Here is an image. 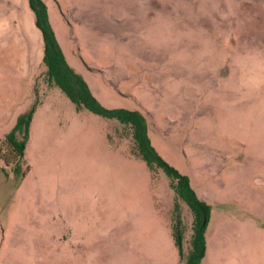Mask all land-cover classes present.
<instances>
[{
	"label": "rangeland",
	"instance_id": "1",
	"mask_svg": "<svg viewBox=\"0 0 264 264\" xmlns=\"http://www.w3.org/2000/svg\"><path fill=\"white\" fill-rule=\"evenodd\" d=\"M43 1L100 104L141 111L209 205L200 264H264V0ZM44 54L29 0H0V140L36 106L25 175L0 159V264H178L190 209L128 127L48 82Z\"/></svg>",
	"mask_w": 264,
	"mask_h": 264
},
{
	"label": "trees",
	"instance_id": "2",
	"mask_svg": "<svg viewBox=\"0 0 264 264\" xmlns=\"http://www.w3.org/2000/svg\"><path fill=\"white\" fill-rule=\"evenodd\" d=\"M35 12L36 24L41 30L45 42L44 62L47 66L48 82L59 86L76 104L78 110L89 109L108 119L117 120L131 130L136 148L151 169L162 168L168 177L169 186L174 190L176 199L183 200L191 212V233L186 249L182 247L181 222L174 213L173 231L179 249L178 264H200L206 247L204 236L210 207L199 200L189 185L186 175L165 162L152 145L149 137V125L139 110L127 108H106L100 104L90 90L83 76L66 60L57 37L50 24L48 10L43 0H29ZM36 106L18 117L14 128L0 140V159L12 168L17 176L25 175V152L29 138V127ZM177 211V204H175Z\"/></svg>",
	"mask_w": 264,
	"mask_h": 264
},
{
	"label": "crops",
	"instance_id": "3",
	"mask_svg": "<svg viewBox=\"0 0 264 264\" xmlns=\"http://www.w3.org/2000/svg\"><path fill=\"white\" fill-rule=\"evenodd\" d=\"M55 212L57 213V215H58V214L61 215V217L64 216V214H63V210L60 209V208H59V209H55L54 212H52V214H54ZM62 214H63V215H62ZM43 216H46V215L44 214ZM205 255H206V251H205ZM205 255H204V256H205Z\"/></svg>",
	"mask_w": 264,
	"mask_h": 264
}]
</instances>
